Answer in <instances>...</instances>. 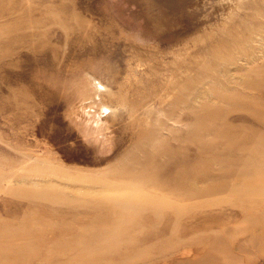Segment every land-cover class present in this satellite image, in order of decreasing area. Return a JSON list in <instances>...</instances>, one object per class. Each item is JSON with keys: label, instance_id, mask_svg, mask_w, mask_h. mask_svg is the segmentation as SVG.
Segmentation results:
<instances>
[{"label": "rangeland", "instance_id": "obj_1", "mask_svg": "<svg viewBox=\"0 0 264 264\" xmlns=\"http://www.w3.org/2000/svg\"><path fill=\"white\" fill-rule=\"evenodd\" d=\"M0 264H264V0H0Z\"/></svg>", "mask_w": 264, "mask_h": 264}, {"label": "bare ground", "instance_id": "obj_2", "mask_svg": "<svg viewBox=\"0 0 264 264\" xmlns=\"http://www.w3.org/2000/svg\"><path fill=\"white\" fill-rule=\"evenodd\" d=\"M104 89H105V88L103 87L101 90H102V91H104ZM105 90L107 91V89H105ZM106 109H111V111H110V112H111L112 114L114 113V110H113L112 108H110V107H107V106H104V107H103V111L105 112V111H106Z\"/></svg>", "mask_w": 264, "mask_h": 264}]
</instances>
